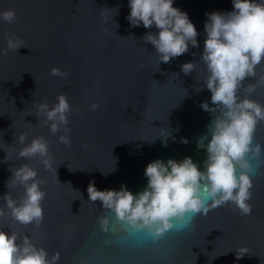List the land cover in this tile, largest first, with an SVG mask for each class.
Wrapping results in <instances>:
<instances>
[{"label":"water","instance_id":"obj_1","mask_svg":"<svg viewBox=\"0 0 264 264\" xmlns=\"http://www.w3.org/2000/svg\"><path fill=\"white\" fill-rule=\"evenodd\" d=\"M174 6L195 24L199 47L190 45L188 52L159 64L154 47L143 40L156 29L129 26L127 0H0V11H15L11 23L0 20V49H6V37L13 34L24 46L0 55V196L7 191L15 200L23 196L21 185L7 188L5 182L10 168L25 163L36 169L46 193L39 225L19 224L5 211L0 229L15 232L18 241L28 236L49 257L59 252L56 264H264V152L259 158L249 154L254 167L250 214L241 215L225 203L196 215L189 228L169 230L156 241L126 229L99 200H88L90 180L98 189L124 184L133 193L142 191L144 168L156 158L190 156L203 167L206 151L197 148V141L212 119L200 106L202 101L211 104L202 83L208 73L199 61L204 21L207 12L233 5L231 0H174ZM190 60L196 67L185 75L179 66ZM53 67L67 75L51 76ZM59 93L71 106L69 131L51 134L37 106L42 101L52 105ZM237 95L264 105V61ZM93 103L99 104L96 110ZM21 133L24 144L34 137L47 141L50 168L38 155L18 156L24 146ZM61 135L69 136L70 143H61ZM182 137L188 142L182 143ZM253 143L264 146V120L255 126ZM105 215L110 217L107 231L98 220ZM241 250L246 253L237 260Z\"/></svg>","mask_w":264,"mask_h":264},{"label":"clouds","instance_id":"obj_2","mask_svg":"<svg viewBox=\"0 0 264 264\" xmlns=\"http://www.w3.org/2000/svg\"><path fill=\"white\" fill-rule=\"evenodd\" d=\"M231 3V10L207 12L204 21L205 38L199 61L208 73L202 83L211 93V104L202 101L200 106L212 114V119L207 132L197 141V148L206 151L203 167H198L190 156L180 160L170 157L166 161L156 158L145 166L147 183L137 193L124 184L119 189H98L94 180H90L87 185L89 201L99 200L101 207L126 229L144 232L152 241L159 240L169 230L189 228L196 215H206L210 208L225 203L234 205L241 215L251 212L247 201L251 197L254 167L249 154L259 158L264 152V146L253 143L255 126L264 120V105L248 96L239 97L237 89L264 61V0H231ZM127 6L126 19L130 27H155L156 31L146 32L143 40L152 44L159 64L188 52L190 45L199 47L195 24L185 10L174 6V0H127ZM114 9V14H118V8ZM101 16L106 22L108 17L103 10ZM14 19L13 9L0 11V20L11 23ZM6 45V49H0V55L24 47L14 34L6 37ZM195 62L181 63L180 71L185 75L192 73ZM50 75L67 74L53 67ZM252 91L253 87L249 86L248 92ZM98 107V103L91 105L92 110ZM70 109L66 95L59 93L52 105L47 101L39 103L37 115H43L51 134L61 129L67 133ZM166 137L162 141L165 145ZM18 139L24 144L26 136L21 133ZM58 139L64 144L70 143L67 135ZM181 142L187 143V138L182 137ZM37 155L45 167H51L47 141L43 137H34L18 153L23 159ZM114 170L115 167L102 174ZM10 171L6 187L19 184L24 193L19 200L13 199L8 191L0 196L4 199L0 216L7 211L19 224L39 225L43 219L41 201L46 195L41 187L43 181L27 163ZM98 220L101 230L107 231L110 217L105 215ZM244 253L246 251L241 250V254L236 251L237 260ZM58 259L59 252L49 257L47 250L37 247L28 236L18 241L15 232L0 229V264H56Z\"/></svg>","mask_w":264,"mask_h":264}]
</instances>
